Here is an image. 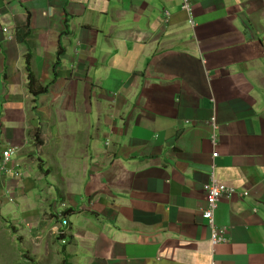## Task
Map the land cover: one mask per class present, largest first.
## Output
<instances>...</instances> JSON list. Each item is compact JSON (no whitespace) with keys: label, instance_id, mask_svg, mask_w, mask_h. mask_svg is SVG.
Listing matches in <instances>:
<instances>
[{"label":"crops","instance_id":"0c3cea01","mask_svg":"<svg viewBox=\"0 0 264 264\" xmlns=\"http://www.w3.org/2000/svg\"><path fill=\"white\" fill-rule=\"evenodd\" d=\"M190 3L0 0L10 264H264V0Z\"/></svg>","mask_w":264,"mask_h":264},{"label":"built area","instance_id":"2783aa9c","mask_svg":"<svg viewBox=\"0 0 264 264\" xmlns=\"http://www.w3.org/2000/svg\"><path fill=\"white\" fill-rule=\"evenodd\" d=\"M182 8L188 13H191L190 0H182ZM190 22L191 24H194V18L192 16L190 17ZM211 125L213 128L212 141L216 142V138L218 136V124L215 117L211 118ZM12 152L13 148L11 147L2 151L0 166L1 170H7V165L10 161V156ZM217 154V152H214V156H216ZM14 175H19V172L14 171ZM204 190L206 192L207 205L202 211V216L207 221V226L210 229V240L213 244L217 242H224L228 240L227 234L229 233V229L228 227L220 226L215 222V210L217 208L219 200L222 197L234 195L235 193H237V189L235 187L226 186L218 183L214 177V174H212L211 179L204 185ZM242 194L247 195L248 191H243ZM67 222V220H63V224H67ZM57 232L62 233V231H60L59 229H57Z\"/></svg>","mask_w":264,"mask_h":264},{"label":"trees","instance_id":"16d2710c","mask_svg":"<svg viewBox=\"0 0 264 264\" xmlns=\"http://www.w3.org/2000/svg\"><path fill=\"white\" fill-rule=\"evenodd\" d=\"M25 27L27 29L26 31H23L22 29H20L21 31L17 32V38L19 39V41H24L25 36H27V34L29 32V19H28L27 23L25 24ZM62 52H63V48L60 46L58 49V52H57L58 60H59V57L62 54ZM29 59L30 58H29V54H28L25 58L26 68L29 71V73H28V89L33 96H37L38 94L46 93L48 91L49 84L43 85L38 81L36 74L30 68ZM10 227H12V229H13V226H10Z\"/></svg>","mask_w":264,"mask_h":264},{"label":"rangeland","instance_id":"374dc122","mask_svg":"<svg viewBox=\"0 0 264 264\" xmlns=\"http://www.w3.org/2000/svg\"><path fill=\"white\" fill-rule=\"evenodd\" d=\"M211 123V120H210ZM218 134V133H217ZM13 221V220H12ZM0 254L3 256V254L5 253H10V243L12 242L10 239V234L9 232L4 228L3 223L0 220ZM21 246L17 247V250L20 249ZM4 258V256H3ZM4 260H6L5 262H7V264H10V259H6L4 258ZM17 263H20V261L18 260Z\"/></svg>","mask_w":264,"mask_h":264}]
</instances>
